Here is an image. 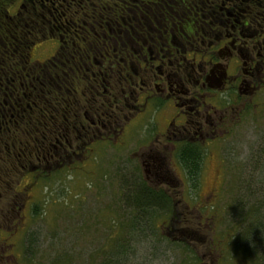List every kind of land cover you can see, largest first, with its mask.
I'll list each match as a JSON object with an SVG mask.
<instances>
[{
    "label": "flooded vegetation",
    "instance_id": "1",
    "mask_svg": "<svg viewBox=\"0 0 264 264\" xmlns=\"http://www.w3.org/2000/svg\"><path fill=\"white\" fill-rule=\"evenodd\" d=\"M262 104L264 0H0V234L23 217L18 188L100 149L129 165L126 199L149 188L188 209L186 171L226 154Z\"/></svg>",
    "mask_w": 264,
    "mask_h": 264
},
{
    "label": "rangeland",
    "instance_id": "2",
    "mask_svg": "<svg viewBox=\"0 0 264 264\" xmlns=\"http://www.w3.org/2000/svg\"><path fill=\"white\" fill-rule=\"evenodd\" d=\"M239 130L226 154L204 158L198 186L183 191L188 209L172 201L174 213L134 207L126 199L136 189L125 181L129 165L114 163L107 149L83 169L68 170L60 182L18 188V203L27 200L23 217L6 223V234H0L6 242L17 233L9 240V262L258 264L250 249L254 236L251 242L244 236L264 237V104ZM214 186L221 187L218 197L209 196Z\"/></svg>",
    "mask_w": 264,
    "mask_h": 264
},
{
    "label": "trees",
    "instance_id": "3",
    "mask_svg": "<svg viewBox=\"0 0 264 264\" xmlns=\"http://www.w3.org/2000/svg\"><path fill=\"white\" fill-rule=\"evenodd\" d=\"M187 175H189L190 177H192V175H194V178L196 180L195 185H193L194 187L198 186V182H199V174H200V167H197L194 171L193 170H187L186 171ZM143 195L145 197V200L141 201L140 198H135L134 202V207H144L146 209H150L156 206H160L161 208H165L164 210L166 212H170V207L169 204L167 203V201L164 199L163 200L160 199V197H158V195L156 193H154L153 191H151L149 188L147 189H143ZM260 232H251V235H243L244 236V240L245 241H252L253 240V236H254V241H252V245L250 247L251 250L255 249V258L256 263L258 262V264H264V237L262 236L263 234H257ZM3 247L0 246V264H4L5 260L3 259V253H2ZM248 250V249H247ZM245 253V252H244ZM16 264V263H14ZM18 264V263H17Z\"/></svg>",
    "mask_w": 264,
    "mask_h": 264
}]
</instances>
